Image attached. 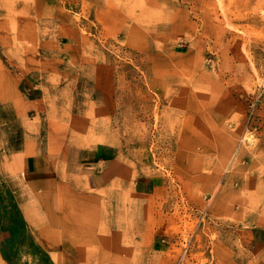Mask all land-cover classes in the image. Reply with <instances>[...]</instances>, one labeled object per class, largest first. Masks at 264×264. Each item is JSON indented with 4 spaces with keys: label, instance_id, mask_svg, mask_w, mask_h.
<instances>
[{
    "label": "rangeland",
    "instance_id": "1",
    "mask_svg": "<svg viewBox=\"0 0 264 264\" xmlns=\"http://www.w3.org/2000/svg\"><path fill=\"white\" fill-rule=\"evenodd\" d=\"M24 224L0 264H264V0H0V242Z\"/></svg>",
    "mask_w": 264,
    "mask_h": 264
},
{
    "label": "crops",
    "instance_id": "2",
    "mask_svg": "<svg viewBox=\"0 0 264 264\" xmlns=\"http://www.w3.org/2000/svg\"><path fill=\"white\" fill-rule=\"evenodd\" d=\"M111 155H108L104 150L100 149L98 151L93 150L90 151L84 156V161L82 162V173L83 175L86 176V179L84 178V182L87 184L88 187L92 188L95 190L92 194H87L86 196H92L93 199L96 200V187L97 188H103L106 187L108 184L113 182V179L116 176V164L113 162V157H110ZM40 179H38L39 181ZM37 181V180H36ZM56 179L51 184H54ZM43 185H47V182L44 181L42 182ZM84 183V184H85ZM14 196L15 193L12 190ZM15 199L17 201V198L15 196ZM90 200V199H89ZM18 203V201H17ZM22 211V210H21ZM24 215V214H23ZM13 217V222H17L16 216ZM25 217V216H24ZM26 219V218H25ZM27 221V220H26ZM16 225H19L17 222ZM15 225H12L11 229V236L8 234V231H5V236L3 237V240L0 242V260H4L8 263L7 259V254L9 253L8 249L9 247L16 249L20 248L17 244L14 245L16 240H24L23 244H31V229L29 230V226L27 224H24V228L21 229V232L16 231ZM31 228V227H30ZM31 234V235H30ZM30 237H29V236ZM7 258V259H6Z\"/></svg>",
    "mask_w": 264,
    "mask_h": 264
},
{
    "label": "bare ground",
    "instance_id": "3",
    "mask_svg": "<svg viewBox=\"0 0 264 264\" xmlns=\"http://www.w3.org/2000/svg\"><path fill=\"white\" fill-rule=\"evenodd\" d=\"M102 110H103V108H101ZM105 109V108H104ZM96 111H98V110H96ZM103 111H105V110H103ZM204 112V111H203ZM206 112V111H205ZM96 114H98V113H96ZM207 114V113H206ZM99 115H100V113H99ZM138 120V119H137ZM100 125V124H99ZM101 129H103V128H101ZM106 130V129H105ZM147 133V132H146ZM145 133V134H146ZM72 136V135H71ZM71 136H69V138H71ZM190 136V135H189ZM188 138V137H187ZM189 140V139H188ZM69 141V140H68ZM186 141H187V139H186ZM221 150V149H220ZM222 152V151H221ZM37 176V178L40 176V175H36ZM25 181H27V180H29V179H25V178H23ZM39 179V178H38ZM53 258H54V260H57V257H56V255H54L53 256ZM259 264V263H258Z\"/></svg>",
    "mask_w": 264,
    "mask_h": 264
}]
</instances>
